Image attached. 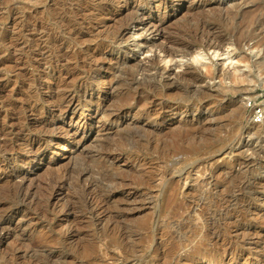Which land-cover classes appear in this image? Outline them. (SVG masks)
Returning a JSON list of instances; mask_svg holds the SVG:
<instances>
[{"label": "rangeland", "instance_id": "obj_1", "mask_svg": "<svg viewBox=\"0 0 264 264\" xmlns=\"http://www.w3.org/2000/svg\"><path fill=\"white\" fill-rule=\"evenodd\" d=\"M125 1L131 7L136 5L139 11L133 12L134 15L132 11L121 14ZM153 1L122 0L118 5L111 0H0V177H4L5 173L8 178L17 173H27L30 181L34 178V181H26L24 188H17L14 184L19 183V178L13 177L15 179L11 184L7 179L0 181V234L9 235L6 245L0 242V264H262L259 257L264 255V223L258 218V211L252 212V205L264 195V133L261 134L262 127L259 128L256 123L254 125L252 120L254 105H259L264 100V89L258 82L260 75L264 78V69L260 74L257 67L258 62L264 64V50L256 49L254 41L248 42L243 50H236L231 39L229 47H226V53L229 54L224 57L217 58L212 52L204 51L205 59L194 64L203 74L206 67L212 65L216 78L207 80V84L212 87L209 92L211 95L208 91H200L199 87L202 89L203 85H195L192 81H179L169 91L161 90V86L152 81V86L149 85L150 82H146L148 85L144 83L140 87L135 82L140 77V72L133 68L134 62L140 59L145 61L152 54L146 53L148 46L141 44L144 38L137 36L139 28L133 25L131 19H158L156 10L151 5ZM179 1L171 0L167 10L169 14L175 19L183 18L180 21L190 19V16L193 20L192 15H179L181 12L191 11L194 7L192 1H184L183 5ZM238 1L217 0L229 9ZM243 1L245 0L239 2ZM195 5L200 7L202 3L196 1ZM251 7L252 5L247 4L244 9L250 10ZM204 15L205 13L203 19L208 16ZM211 15L217 21L212 23L217 24L218 17L215 14L208 17ZM180 21V25H173L172 22L173 28L168 25L167 32L174 34L172 36L176 40L192 43L194 33L191 30L194 29ZM122 29L133 34V38L114 45L113 37ZM76 33L81 34L79 41ZM149 35L150 33H144V36L151 39L152 35ZM109 44L115 50L110 52V47L104 52H107L106 55H98ZM195 54L183 59L177 56L174 64H169V67L176 72L180 71L175 67L176 64L193 63ZM227 56L231 60L223 67ZM112 59L125 61L126 69L121 67L120 71L123 73L119 72L114 81L107 79L102 85L100 79L108 75V67L115 69L117 66ZM161 59L160 56L158 62L165 66L166 62H162V65ZM201 63H205L204 68ZM222 69L232 70L231 76L222 82L223 85L222 77L218 75ZM234 73H241V76L248 73L251 80L248 77L249 83L239 85L240 82L232 80ZM107 83L113 89L109 95L100 97L98 90L101 92L109 87ZM216 84L219 85L218 88L215 87ZM57 85L67 89L69 95L80 96L86 91L88 97L82 96L81 101L77 99L79 102L76 105L79 106L74 111L63 115L52 113L58 98L49 96L56 93L54 91ZM154 86L156 89H153ZM144 87H148L146 91ZM223 87H226L227 92L223 91L224 94L221 92V96L217 97L215 93L219 89L222 91ZM141 90L154 96L151 100H155L157 110L161 104L167 103L178 109V112H174L173 117L163 121L160 119L156 123L154 119H148L151 100L150 103L147 102L148 107H141ZM248 100L254 101L251 106ZM97 104L102 110L99 124L105 125L108 131L102 128L85 130L83 127L84 121L93 117ZM194 105L202 110H194ZM121 109L127 112V116L122 118L121 128L127 130L123 129L118 137L117 126L112 120ZM181 110L186 111L184 116H180ZM14 111L23 115H18L21 121L15 120ZM110 114L111 116L102 118ZM24 116L31 122L25 123ZM194 117L203 124L200 138H191L195 142L190 139L187 142L189 135L183 134L181 128L175 127L179 131L173 132L177 134L174 135L176 139L181 138L177 143L173 141L175 138L171 131H165L171 126L172 120L184 122V119L191 121ZM38 121L51 123L49 128L55 130L56 135L60 133L58 137L63 139L68 149L60 150L55 145L56 138L46 139L45 143L53 146V149H43L45 159L35 167L38 159L34 158L35 161L32 159L30 162L23 159L37 147H24L19 141L20 137L11 138L5 132L10 128H23V135L37 141L40 135L36 131ZM64 130L71 133L78 130L80 136L86 133L85 147L73 151L72 145L67 144ZM150 130L162 131V138L159 139L161 142H156L155 137L150 141ZM198 140L199 144L196 143ZM178 147L185 149L180 151ZM112 150L120 158L110 162L113 164L111 169L105 160H99V156L110 154ZM54 166L63 167L60 169ZM86 168L94 173L92 176L96 180L93 183L102 189L103 194L106 190H116L121 185L120 182L132 184L123 191L129 203H120L125 217L120 219L115 216L116 213L113 215L114 219L120 220L119 227L112 225L108 228L90 222L96 211L86 203L82 194L75 192H81V186L85 184L83 181V185L80 184L79 187L76 179L78 173ZM68 169L72 174L68 173L66 176ZM65 177L70 178L68 183L73 187L71 192L76 204L74 207L78 214L85 217L84 223L75 228L70 222L63 220L64 215L59 208L61 203L58 202L60 199L54 198L51 201L50 196L54 186H58ZM90 180L91 178L88 182ZM30 183L33 184V189L29 190ZM262 201L260 206L264 207V199ZM110 207L111 211H115V204ZM107 223L106 220L104 225ZM157 224L160 231L154 237L152 231ZM203 232L205 233L202 235Z\"/></svg>", "mask_w": 264, "mask_h": 264}, {"label": "bare ground", "instance_id": "obj_2", "mask_svg": "<svg viewBox=\"0 0 264 264\" xmlns=\"http://www.w3.org/2000/svg\"><path fill=\"white\" fill-rule=\"evenodd\" d=\"M111 1H115L114 4H118L120 5L122 2V0H111ZM184 1H192V5L194 6L193 8H191L190 10L191 11H188V12H181L179 15H182V17H187L188 15H192L193 16V20H191V16H190V19L188 18H184V21H180L182 20L181 17L180 19H175L173 17L172 14H169V12L167 11L170 7H169V3L171 2V0H154L153 3L151 4L152 7L156 10V14L158 15V19L156 20H148V21H145V17H143L142 19H138V18H133V12H137L139 11V9H137V6L135 5L134 7H131L130 5L127 4L126 2V5H122L123 7L121 8L122 12L121 14L125 13L127 14V12L129 11H132V18L131 19L133 21V25L137 28H139V31H141V33L138 31L137 33V36L138 37H141V38H144V42L141 43L143 45H146L148 46V50L146 51V53H151V57H149L148 59H145V61H141L140 60H136L134 62V67L131 65V67H133L134 69H136V71H139L140 72V77L136 78V81L138 83V85L141 87V86H144V83L146 82H150L149 85L151 84V81L152 82H155V83H158L161 87L160 89L164 90V91H169V90H172L174 89V85L177 84V82L179 81H183V82H188V81H192L196 84H199V85H203V88L200 89L199 87V90H203V91H208L207 93L209 95H211L209 92L210 90L212 89L211 86H209V84H207V80H213L215 77V74H214V71L212 70V65L210 64V67H206V72L205 74H203L202 70L198 69L197 66H195L194 63H200L201 61L200 60H203L205 59V54H204V51H210L214 54V57H224L226 55L229 54L226 53V51L228 49H226V47L229 43V41H231L232 39V43L234 44L235 46V49L236 50H243L244 46L250 42V41H254V47H256V49H260L262 48L264 50V0H245L243 2H236L234 3L233 5V8L229 9L227 8L228 6L224 7L221 3H218L217 0H180L179 2L181 3L180 5H183V2ZM194 1V2H193ZM196 1H199L202 3V6H196ZM235 1V0H234ZM124 2V3H125ZM112 3V2H111ZM224 4V3H223ZM247 4H250L252 5L251 9L249 10H245L244 9V6L247 5ZM120 7V6H118ZM180 7V6H179ZM191 7V6H190ZM132 9V10H131ZM180 9V8H179ZM107 10V9H106ZM120 10V9H119ZM104 12V11H103ZM106 13V12H104ZM188 13V14H187ZM203 13H205V15H210V14H215L217 17H218V23L217 24H213L212 22L215 21L217 22L216 20H214V16H210L212 17L213 19L211 20L210 17L206 16L205 19L202 18L203 16ZM119 14V13H118ZM124 14V15H125ZM138 14V13H137ZM136 14V15H137ZM130 15V14H129ZM128 15V16H129ZM178 15V17H179ZM204 15V16H205ZM102 16V14H101ZM100 16V17H101ZM139 17V16H138ZM116 20V19H115ZM114 20V21H115ZM175 21V22H174ZM185 22L187 23V25L191 28H193L194 30H191V32L194 33V39H192V43H189L187 44L186 42H183V41H179V40H176L173 38L172 34L173 32H171L172 35H170L169 32H167V26L170 25L172 26L173 28V25L174 23H178L179 22ZM129 22V21H128ZM173 22V23H172ZM171 23L173 25H171ZM184 23V24H185ZM182 24V23H180ZM179 24V25H180ZM186 25V26H187ZM130 26V25H129ZM183 27V25H181ZM188 27V28H189ZM120 28V27H119ZM184 29V28H183ZM189 29V30H190ZM116 30H119V29H116ZM185 31H188L186 29H184ZM70 31H75V30H70ZM112 32V31H111ZM114 32V31H113ZM117 32V31H116ZM115 32V33H116ZM130 32V31H129ZM256 32H259L258 34H256ZM144 33H150L151 36V39L144 36ZM184 33V32H183ZM190 33V32H189ZM75 34V32H74ZM112 34V33H111ZM182 34V33H181ZM188 34V33H187ZM78 34L76 33V36ZM114 35V34H113ZM133 35V34H132ZM132 35H130L126 29H122L120 31L117 32V34L113 37L114 40L113 41V44L114 45H117V44H121L123 43L125 40L127 41L128 39L130 38H133ZM149 35V36H150ZM81 36V34L79 33L78 37H77V40L80 39L79 37ZM155 36V37H154ZM180 37H182L181 35H179ZM156 37H158L157 39H155ZM186 38V36H184ZM188 37V36H187ZM191 37V36H190ZM183 38V39H185ZM189 38V37H188ZM191 39V38H190ZM186 40V39H185ZM189 40V39H188ZM76 41V40H75ZM79 41V40H78ZM81 41V40H80ZM190 41V40H189ZM111 44V43H110ZM109 44V45H110ZM112 47V45H110L109 47H105L103 49H101L98 53L101 54V55H106V53H104L108 48ZM253 48V47H252ZM121 49V48H119ZM119 49H116L117 51ZM111 50H115L114 49V46L109 50L111 52ZM234 50V49H233ZM254 50V49H253ZM198 51V52H196ZM202 52V53H200ZM259 52V51H258ZM196 53V54H195ZM194 55L192 60H193V63H185V64H176L173 65L175 66L176 68H179L180 71L176 72L172 69V67H169V64H174V58H176L177 56H181L182 59L183 58H187V56L189 55ZM160 56L162 57V62H166V65L164 66L163 63L162 65L164 66H161V64L158 62ZM230 56V55H229ZM247 57V56H246ZM180 58V57H179ZM201 58V59H200ZM133 60V59H131ZM221 60V59H220ZM228 60H231V58H228L227 56V59H225V62H224V65L223 67H225L226 63ZM112 62H114V65H117L115 69H113L112 67H108L107 69V72H108V75L103 77L101 80L100 83L105 84L106 80L109 79L112 81H114V79L117 77L116 74H118L119 72L121 73L122 71H120L121 67L125 68L126 69V62L125 61H122V60H115L113 61V59L111 60ZM176 61V60H175ZM177 62V61H176ZM180 62V61H179ZM190 62V61H189ZM222 62V63H223ZM239 62V60H238ZM240 62H243V61H240ZM58 63V62H57ZM212 63V62H211ZM202 64V63H201ZM205 64V63H204ZM204 64H202V67L205 66ZM241 64V63H240ZM200 65V64H199ZM207 65V64H206ZM111 66H113V64H111ZM171 66V65H170ZM219 66V65H218ZM255 66V65H254ZM174 67V69H175ZM199 67V66H198ZM258 70L260 72V74L262 73V70L264 69V64L262 62H258ZM201 68V67H200ZM204 68V67H203ZM221 68V67H219ZM227 68V67H226ZM234 68V67H233ZM236 68V67H235ZM124 69V70H125ZM178 69V70H179ZM230 69V67H229ZM229 69H222L220 71V73L218 75H220L221 77V85H223V81L226 80L225 78H228L229 76H231V72ZM131 70V68H130ZM220 70V69H219ZM135 71V70H134ZM133 71V72H134ZM136 71H135V74H136ZM235 71V70H234ZM239 71V70H238ZM132 72V71H130ZM237 72V69L236 71ZM240 72V71H239ZM238 72V73H239ZM123 73V72H122ZM245 73V72H244ZM249 73V72H248ZM248 73L247 75L245 76L244 74L241 76L240 74L239 75H236L235 73L233 74V79L232 80H235V81H238L240 82L239 85H245L246 83H249L247 82L248 81V77L250 79V76H248ZM134 74V75H135ZM259 74V75H260ZM139 75V74H138ZM217 75V76H218ZM136 77V76H135ZM108 80V81H109ZM220 80V79H219ZM231 80V81H232ZM251 80V79H250ZM259 84L260 86L264 89V78L262 75H260L259 79ZM62 81V80H61ZM61 81H59L61 83ZM133 81V80H132ZM64 82V81H63ZM62 82V83H63ZM234 82V81H232ZM108 84V83H107ZM148 85V83H146ZM154 84V83H153ZM180 84V83H179ZM238 84V83H236ZM137 85V84H135ZM134 85V86H135ZM217 85V84H216ZM215 87H219V85H217ZM225 85V83H224ZM64 86V84H63ZM62 86V87H63ZM107 86V85H106ZM109 86V84H108ZM152 86V84H151ZM158 86V85H157ZM176 86V85H175ZM137 87V86H136ZM159 87V86H158ZM214 87V86H213ZM222 87V86H220ZM243 87V86H242ZM250 87V86H248ZM68 88V87H67ZM138 88V87H137ZM136 88V89H137ZM143 88V87H142ZM145 88V87H144ZM148 88V87H147ZM144 89V91H146V89ZM237 88V87H235ZM235 88H232V89H235ZM241 88V87H240ZM113 89V86H109L107 88H105L103 91L100 92V90H98V95L101 97L102 95H109L110 92L112 91ZM153 89H156L155 86L153 87ZM222 91L219 89L215 95L218 97V96H221L219 93H223V91L226 90V87H223L221 88ZM231 89V90H232ZM150 90V89H149ZM152 90V88H151ZM247 90V89H246ZM137 91V90H136ZM139 91V90H138ZM142 91V90H141ZM139 92V102H143V105L140 104L141 107H143L144 109L146 108L147 106V102L150 103L149 101L151 99H154V96H151L152 94H145L144 91L142 92ZM155 91V90H154ZM230 91V90H228ZM235 91V90H234ZM237 91V90H236ZM56 93H53L51 94L49 97L51 98H58V102H57V105H56V108L54 111H52V113H55V112H58L60 115H63V114H66V112H70V111H74L78 108L79 105H76V103L78 104L79 101H81V98L82 96L87 98L88 95L85 91V93H83L82 95L80 96H74L73 95H69V91L67 89H63V88H60L58 87L57 85V88H56V91H54ZM156 92V91H155ZM227 91H225L224 93H226ZM148 93V92H146ZM165 93V92H164ZM167 93V92H166ZM169 93V92H168ZM223 93V94H224ZM145 94V95H144ZM157 94V92H156ZM159 94V93H158ZM207 94V96H208ZM170 95V94H168ZM205 95V94H204ZM93 96V95H92ZM165 96V95H164ZM214 97V95H212ZM210 96V97H212ZM168 97V96H167ZM224 97V96H223ZM156 98V97H155ZM209 98V97H208ZM77 99H79V101H77ZM219 99V98H218ZM223 99V98H222ZM55 100V99H54ZM217 100V98H216ZM215 100V101H216ZM226 100V99H225ZM161 101V100H160ZM215 101L213 104H215ZM221 101V100H220ZM163 102V101H162ZM219 102V100H218ZM222 102V101H221ZM228 102V101H227ZM91 103V102H90ZM94 103V102H93ZM98 103V101H97ZM160 103V102H158ZM212 103V101H211ZM150 107L148 108L149 111L147 113L148 115V119L151 118V119H154V122H158L160 119L163 121L164 119L166 120L167 118H171L173 117V114L174 112H178V109L174 108L173 105L171 106L170 104H161V107L159 110H157L155 108V106H158V105H155V100H151V103H150ZM210 103H208L209 105ZM218 104V103H217ZM222 104V103H221ZM220 104V105H221ZM226 104V103H225ZM90 105V104H89ZM98 106H96L97 108L95 109V112H94V115L93 117L89 118V119H84V129H90V130H93V129H100L102 128L104 131H108V129L106 128L105 125H101L100 126V122H99V118H100V115L102 114V110H101V107L99 106V104H97ZM196 105V104H195ZM194 105V106H195ZM212 105V104H211ZM224 105V104H223ZM229 105V103H228ZM193 106V105H192ZM213 106V105H212ZM232 106V105H231ZM20 107V106H19ZM27 107V106H26ZM86 107V106H85ZM148 107V106H147ZM34 108V107H33ZM89 108V107H88ZM195 109L194 110H200L201 107H199L198 105L194 107ZM218 108V107H217ZM220 108V107H219ZM230 108V107H229ZM20 109V108H19ZM22 110H24L22 107H21ZM45 109V108H44ZM54 109V108H53ZM140 109V108H139ZM151 109V110H150ZM192 109V108H191ZM224 109V108H222ZM231 109V108H230ZM18 110V109H17ZM27 110V109H26ZM25 110V111H26ZM43 110V109H42ZM202 110V109H201ZM214 110V109H213ZM212 110V111H213ZM220 110V109H219ZM227 110V109H226ZM16 111V110H15ZM14 111V118L15 120H18L17 122L21 121V118L19 117L20 115L17 114L18 111L15 112ZM146 111V110H145ZM189 111V110H188ZM218 111V109H217ZM23 112V111H22ZM49 112V111H48ZM219 112V111H218ZM39 113V112H38ZM141 113V112H140ZM170 113V114H169ZM180 113V112H179ZM184 113H186V111H182L181 110V115L180 116H184ZM50 114V112H49ZM176 114V113H175ZM19 115V116H18ZM57 115V114H56ZM215 115V114H214ZM10 116V115H9ZM23 117V115H21ZM111 116L110 115H104L102 116V118H106V117H109ZM127 116V112L125 110H120L116 113V115L114 116V120H112L113 124H115L117 126V135L118 137L120 136V134L123 132V129L125 128H121L123 123H122V118H125ZM175 116V115H174ZM195 116V115H194ZM25 117V116H24ZM101 118V119H102ZM196 117H194L193 120H187L184 119V122L182 121H173L172 120V123H171V126L170 127H167V130L165 131H171L172 133V136L173 138H175V140H173V138H171L173 141H175L177 143V140H181V138H178L176 139V136L177 134H174L175 133V130L176 128L175 127H178V128H181L183 129V134H186L189 135L188 138H187V142L189 141L188 139H190L191 141V138L192 137H199V135H201L200 131H202V125L200 123V121H198L199 119H195ZM206 118V117H205ZM57 119V118H56ZM81 119V118H80ZM79 119V120H80ZM182 119V118H181ZM25 123L29 122L30 120H27L26 117H25ZM196 120V121H195ZM206 120V119H205ZM204 120V122H205ZM48 121V120H47ZM47 121H38V129H36L37 132L40 133L39 135V139L37 141H34L32 138L27 137L25 136V134L23 135V128H19L17 127L16 129H14L13 127L17 124H15L12 128L14 130H10L8 132H5L6 135H9V137L11 136L12 137H20V142L22 143V145L24 147H29V146H36V150L35 151H32V153H29L28 156H25L24 157V161L26 162H30L32 161V159L36 158L38 159L37 163L35 165V167L37 165H39L42 161H44L45 159V155H44V150L45 149H53L51 145L49 144H46L45 142L47 141L46 139L48 138H56L55 140V145H58L60 147V150L62 151H66L68 148L67 145H65L63 142V139L61 137H58V135H56L55 133V130L53 129H50L49 126H51V123H48ZM171 121V120H169ZM211 121V120H210ZM262 122L260 124H257L256 126L259 125V128L262 127V130H261V134L264 133V118L261 120ZM31 122V121H30ZM53 122V121H52ZM21 123V122H20ZM23 123V122H22ZM76 123V122H75ZM82 123H83V120H82ZM81 123V125H82ZM184 123V124H183ZM203 123V121H202ZM206 123V122H205ZM78 124V122H77ZM159 124V123H158ZM21 125V124H20ZM19 125V126H20ZM23 125V124H22ZM37 125V124H36ZM130 125V123H129ZM201 125V126H200ZM255 125V124H254ZM253 125V127H254ZM80 126V125H79ZM29 127V126H28ZM128 127V126H127ZM175 129H174V128ZM201 127V128H200ZM250 125H248L247 128H249ZM206 128V127H205ZM255 128V127H254ZM258 128V129H259ZM23 129V130H22ZM31 129V128H30ZM56 129V128H55ZM62 129V128H60ZM65 129V127H64ZM129 129V128H128ZM151 129V128H150ZM201 129V130H200ZM204 129V128H203ZM207 129V128H206ZM251 129V128H250ZM256 129V128H255ZM6 130V129H5ZM8 130V129H7ZM28 130V129H27ZM63 130V129H62ZM69 130V129H68ZM65 131V135H66V139H67V144H70L72 145V148H73V151H77L79 150L81 147H85V141H86V133L83 134V136H80L78 134V130L73 133H71V131ZM127 130V129H125ZM28 131H31L32 130H28ZM57 131V130H56ZM84 131V130H83ZM177 131V130H176ZM179 131V129H178ZM177 131V133H178ZM1 132V131H0ZM3 132V131H2ZM35 132V131H34ZM61 132V131H60ZM151 132V135L152 137H149L150 141L153 140V137H155V141L156 142H161V139L162 136H161V132H155V130H150ZM164 132V130H163ZM168 132V133H169ZM174 132V133H173ZM182 132H181V135H182ZM260 132V131H259ZM4 133V134H5ZM25 133V132H24ZM166 133V132H164ZM163 133V134H164ZM180 133V132H179ZM150 134V133H149ZM148 134V135H149ZM167 134V133H166ZM160 135V136H159ZM174 135H176L174 137ZM3 136V135H1ZM61 136V135H60ZM64 136V135H63ZM62 136V137H63ZM171 136V134H170ZM170 136L169 139H170ZM180 136V135H179ZM5 137V136H4ZM8 137V138H9ZM167 137V135H166ZM165 138V140L168 138ZM181 137V136H180ZM158 138V139H157ZM185 136H183L182 139H184ZM202 138V137H201ZM194 139V138H193ZM204 141L205 138H203ZM6 140V138H5ZM165 140L163 142H165ZM170 140V141H172ZM200 140V139H199ZM196 142L197 144H199V141ZM154 141V142H155ZM172 141V143H173ZM193 141V140H192ZM191 141V142H192ZM202 140V142H204ZM153 142V141H152ZM167 142V140H166ZM175 142L173 144H175ZM181 142V141H179ZM185 142V141H184ZM195 142V141H193ZM150 143V142H149ZM205 143V142H204ZM207 143V142H206ZM54 144V143H53ZM159 144V143H158ZM163 144V143H162ZM171 144V146L173 145ZM194 144V143H193ZM196 144V145H197ZM155 145V144H154ZM182 145V144H181ZM195 145V146H196ZM157 146V145H156ZM178 146H179V143H178ZM181 147V146H180ZM184 147V146H183ZM182 147V148H183ZM190 147V146H189ZM30 148V147H29ZM173 148H175L173 146ZM172 148V149H173ZM182 148H180L182 150ZM194 148V147H193ZM44 149V150H43ZM177 149V148H176ZM179 149V147H178ZM177 149V150H178ZM179 149V150H180ZM185 149V148H183ZM170 150V149H169ZM174 150V149H173ZM180 150V151H181ZM113 151V150H112ZM111 152V151H110ZM58 153V152H57ZM60 154V153H59ZM53 155V154H52ZM52 157V156H51ZM57 157V156H56ZM12 158V157H11ZM14 158V156H13ZM120 158V155L117 154V152L113 151L111 152L110 154H101L99 156V160H105L107 162V164H109L110 168L112 169L113 167V164H110V162H115V161H118ZM9 159V158H8ZM47 159V158H46ZM51 159H54V157H52ZM12 160V159H11ZM16 160V158H15ZM20 160V159H19ZM18 160V161H19ZM35 161V159L33 160ZM16 162V161H15ZM55 162V161H54ZM27 164V163H26ZM62 164V163H61ZM54 165V164H53ZM59 165V163H58ZM51 166V165H49ZM64 166V165H63ZM62 166V167H63ZM57 168H62L61 166H56ZM54 166V168H56ZM50 168V167H48ZM65 168V167H64ZM109 168V167H108ZM107 168V170H108ZM120 168V167H119ZM45 169V168H44ZM43 169V170H44ZM111 169L109 170L111 172ZM48 170V169H47ZM52 170H53V167H52ZM56 170V169H54ZM59 170V169H57ZM63 170V169H62ZM70 169H68V171H66V176L68 173H71L69 171ZM73 171V169H72ZM74 172V171H73ZM5 173V172H4ZM112 173V172H111ZM38 174V173H37ZM79 175H77V179L76 181H78V186L80 184L83 183V181L85 182V184L83 186H81V192H78V191H75L77 192L78 194H82L84 196V199L86 201V203L88 205H91V207L93 208L94 207V210L96 211L95 215H91L93 216V220H90V222H95L97 223V225H101V226H105V227H111L112 225H116V227H119V224H120V220H117V219H114L115 217H113V215H116L115 216H118L120 217V219L122 217H125V213H124V209L121 207L120 203L122 204H125V203H129V199L125 196L124 194V188L125 187H130L132 186V184L130 183H125L123 180V182H120L121 185L116 188V190L114 191H111V190H106L104 189V191L106 192L105 194H103V192L101 193V190L99 188H97V186L94 185L93 181H95L96 179L92 176V174L94 173H91V170H89V168L87 169H84L83 171L81 170L80 173H78ZM91 174V175H90ZM115 174V173H114ZM118 173H116L117 175ZM5 176L4 177H0V181L1 180H4V179H7L8 182L11 184L12 183V180H14L15 178H19L18 182H14L15 185H17L16 187L18 188H24L23 184L29 180V176L27 175V173L23 174V173H17L15 174L14 176H11L8 178L7 174L5 173L4 174ZM116 175L114 177H116ZM35 176V175H34ZM37 176V175H36ZM119 176V175H117ZM15 177V178H13ZM66 179L63 178V180L60 182V184H58V186H54L55 188L52 189V194L50 195L51 196V201L57 198L60 199V201H58L59 203H61L60 205V212L63 213L64 215V218L63 220L65 221H68L70 222V225H72L73 228H75L78 224H82L84 223V219L85 217L78 214L76 211V208L74 207L76 204L74 202V196H73V193L71 192V187L72 185L69 184L68 182V179L70 180V178L67 179V177H65ZM89 178H91V180L88 182ZM118 178V177H117ZM32 179V177H31ZM34 179V178H33ZM31 180V181H34V180ZM93 179V180H92ZM116 179V178H115ZM212 179V178H211ZM16 181V180H15ZM29 180V182H31ZM75 182V181H74ZM166 182V181H165ZM211 182V181H210ZM224 182V181H223ZM33 183V182H32ZM30 183V187H29V190L33 187V184ZM59 183V182H58ZM77 184V182H76ZM213 184V183H212ZM218 183H216L217 185ZM263 184V183H261ZM25 185V184H24ZM71 185V186H70ZM165 185V183H164ZM163 185V186H164ZM206 185V184H205ZM214 185V184H213ZM264 185V184H263ZM77 186V185H76ZM162 186V187H163ZM203 186V184H202ZM210 186V185H209ZM219 186V185H218ZM217 186V187H218ZM261 186V185H260ZM75 187V186H74ZM80 187V186H79ZM213 187V186H212ZM263 187V186H262ZM76 188V187H75ZM78 188V187H77ZM208 188V187H207ZM215 188V186L213 187ZM33 189V188H32ZM263 189V188H262ZM262 189L260 190L262 192ZM80 191V190H79ZM212 192V190H210ZM209 191V192H210ZM30 192V191H29ZM254 193V192H253ZM257 193V192H256ZM27 194V193H26ZM31 194V193H30ZM103 194V195H102ZM259 194V193H258ZM263 194V193H262ZM29 195V193H28ZM35 195V194H34ZM27 196V195H26ZM33 196V195H32ZM251 196V195H250ZM260 196V195H259ZM28 197V196H27ZM256 197V196H254ZM33 198H35L33 196ZM257 198V197H256ZM255 198V199H256ZM254 199V198H253ZM264 199V195H261L258 200L256 201V203H254V205H252V212L253 213H257L256 211H258V218L261 219V221L264 223V207H261L260 204H262L261 202H263L262 200ZM51 203V202H50ZM86 204V205H87ZM96 204V207L94 206ZM113 204H115V211H111V207L110 206H113ZM78 205V204H77ZM249 207V206H248ZM250 209V208H249ZM248 209V211H249ZM93 210V209H92ZM91 210V211H92ZM196 210V209H195ZM131 211H134V210H131ZM247 211V212H248ZM93 213V211H92ZM119 214V215H117ZM84 215V214H83ZM196 215V214H195ZM128 217V215H127ZM252 217V216H251ZM158 218V217H157ZM253 218H256V216H254ZM252 218V219H253ZM249 219V218H248ZM251 219V218H250ZM108 221L107 224L104 225V222L105 221ZM247 220V218H246ZM252 221V220H251ZM255 221V219H254ZM246 222V221H245ZM156 223V222H154ZM248 223V222H247ZM159 224V223H158ZM158 224L156 225L155 229L152 231L153 233V236H157V233L158 231H160L159 229V226ZM162 226V225H161ZM160 226V228H162ZM205 226V225H204ZM0 228H1V225H0ZM204 229V228H203ZM208 230V229H207ZM203 231V230H202ZM206 231V230H205ZM205 232L201 233L202 235L204 234ZM211 233V232H210ZM73 234V233H72ZM200 236V235H199ZM201 237V236H200ZM206 236L204 235V238ZM201 239V238H200ZM9 240V235L8 234H0V242L1 243H5V245L7 244L6 242ZM202 240V239H201ZM204 240V239H203ZM156 246H157V243H156ZM137 252V251H136ZM264 254V253H263ZM135 255V254H134ZM133 260V259H132ZM259 261H261L262 264H264V255L259 257Z\"/></svg>", "mask_w": 264, "mask_h": 264}, {"label": "built area", "instance_id": "obj_3", "mask_svg": "<svg viewBox=\"0 0 264 264\" xmlns=\"http://www.w3.org/2000/svg\"><path fill=\"white\" fill-rule=\"evenodd\" d=\"M252 100H248V104L249 106L252 105ZM254 114H253V123L255 124H259L260 122H262L261 120L264 118V100L261 104L259 105H254Z\"/></svg>", "mask_w": 264, "mask_h": 264}]
</instances>
